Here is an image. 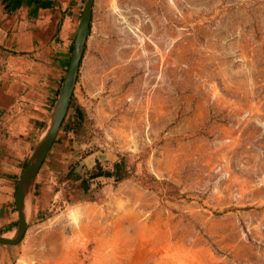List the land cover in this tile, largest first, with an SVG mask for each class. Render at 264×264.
Here are the masks:
<instances>
[{"label": "rangeland", "instance_id": "obj_1", "mask_svg": "<svg viewBox=\"0 0 264 264\" xmlns=\"http://www.w3.org/2000/svg\"><path fill=\"white\" fill-rule=\"evenodd\" d=\"M70 105L10 264H264V0H94Z\"/></svg>", "mask_w": 264, "mask_h": 264}, {"label": "crops", "instance_id": "obj_2", "mask_svg": "<svg viewBox=\"0 0 264 264\" xmlns=\"http://www.w3.org/2000/svg\"><path fill=\"white\" fill-rule=\"evenodd\" d=\"M81 5L82 0H0L5 66L0 74V234L18 224L17 186L60 95ZM3 247L0 264H10L13 249Z\"/></svg>", "mask_w": 264, "mask_h": 264}, {"label": "water", "instance_id": "obj_3", "mask_svg": "<svg viewBox=\"0 0 264 264\" xmlns=\"http://www.w3.org/2000/svg\"><path fill=\"white\" fill-rule=\"evenodd\" d=\"M93 5L94 0H86L60 95L46 123L47 125L41 133L33 153L20 177L15 195V204L19 214L18 224L11 233L0 234V245H14L19 243L27 231L29 225V213H26V202L27 199H29L32 204V190L37 174L56 140L57 134L62 125L61 123H63L68 113L90 32Z\"/></svg>", "mask_w": 264, "mask_h": 264}, {"label": "trees", "instance_id": "obj_4", "mask_svg": "<svg viewBox=\"0 0 264 264\" xmlns=\"http://www.w3.org/2000/svg\"><path fill=\"white\" fill-rule=\"evenodd\" d=\"M76 112H77L76 116L72 115V117H71L72 122L74 119H77L79 113L82 112L81 108L77 107ZM131 174H132V171L126 169V158L122 157L120 160L114 162L113 166L111 168H105L100 162H97V164L94 166L90 176L92 178L97 177V176H102V175H104V176H115L117 180H122L126 177L131 176Z\"/></svg>", "mask_w": 264, "mask_h": 264}, {"label": "bare ground", "instance_id": "obj_5", "mask_svg": "<svg viewBox=\"0 0 264 264\" xmlns=\"http://www.w3.org/2000/svg\"><path fill=\"white\" fill-rule=\"evenodd\" d=\"M30 211V201L29 199H27V202H26V213L28 214ZM81 212V208H75V207H72L70 209V214L72 216V220L76 221L77 218H78V213Z\"/></svg>", "mask_w": 264, "mask_h": 264}]
</instances>
